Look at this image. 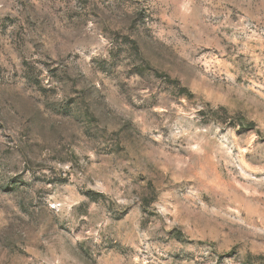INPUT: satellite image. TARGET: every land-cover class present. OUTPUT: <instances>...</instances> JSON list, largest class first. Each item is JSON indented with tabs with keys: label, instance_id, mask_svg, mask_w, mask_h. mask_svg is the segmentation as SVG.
Returning <instances> with one entry per match:
<instances>
[{
	"label": "rangeland",
	"instance_id": "obj_1",
	"mask_svg": "<svg viewBox=\"0 0 264 264\" xmlns=\"http://www.w3.org/2000/svg\"><path fill=\"white\" fill-rule=\"evenodd\" d=\"M0 264H264V0H0Z\"/></svg>",
	"mask_w": 264,
	"mask_h": 264
}]
</instances>
